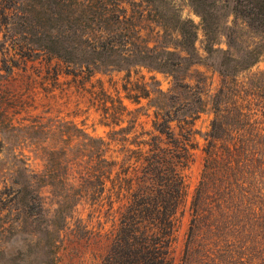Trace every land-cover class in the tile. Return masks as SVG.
<instances>
[{
  "label": "trees",
  "instance_id": "obj_1",
  "mask_svg": "<svg viewBox=\"0 0 264 264\" xmlns=\"http://www.w3.org/2000/svg\"><path fill=\"white\" fill-rule=\"evenodd\" d=\"M127 2L0 0V153L6 151L2 157L10 158L12 170L0 175V209L16 214L4 242L24 241L12 252L0 250V264H55L56 237L81 204L102 221L98 232L108 225L99 264H171L186 206V171L199 146L194 123L205 110L202 86L189 81L191 67L199 64L212 67L221 84L202 135L203 162L187 206L181 264H264V69L238 79L264 53V0H188L207 37L214 19L226 14L218 13L223 8L261 36L240 56L231 43L226 49L207 43L201 56L192 21L176 19L171 37L165 25L148 29L143 11ZM28 62L45 64L55 80L143 67L170 75L172 87L155 89L162 104L152 105L150 130L136 132L130 123L110 129L106 138L82 133L72 141H25L45 149L43 170L34 172L25 156L13 152L21 144L14 141L21 131L32 135L53 127L45 128L36 115L28 123L17 119L21 110L29 112L17 84ZM150 94L143 87L130 98ZM103 100L117 118L126 110L112 98Z\"/></svg>",
  "mask_w": 264,
  "mask_h": 264
},
{
  "label": "rangeland",
  "instance_id": "obj_2",
  "mask_svg": "<svg viewBox=\"0 0 264 264\" xmlns=\"http://www.w3.org/2000/svg\"><path fill=\"white\" fill-rule=\"evenodd\" d=\"M128 1L127 3H130L129 9L134 3V8L138 7L139 10L143 11L144 25H149L148 29L151 31H157L161 28L160 24L165 25L169 34L172 35L171 37H174L177 29L176 19L192 21L196 31L195 47L201 56L205 54L204 48L207 43L222 49L228 48V44L231 43L233 54L240 56L245 49L254 46L261 38L258 33L247 29L243 21L231 14L228 8L218 11V13L226 14L214 19L210 35L207 37L201 18L196 14L188 0H167L166 3H161L158 0L149 3L142 0ZM228 33L231 34V37L227 35ZM27 68V72L18 77L17 84H19L18 92L23 99L22 105H29V112H24V109L21 110L17 114V119L25 118L24 123H28L30 118L32 120L37 119L36 115L41 117L45 128L53 127L49 132L33 133L32 135L21 131L14 141V143L19 141L21 144H15L16 147L13 146L15 148L13 152L25 156L26 162L34 172H42L43 170L44 161L41 156L45 149L40 148L41 144L40 146L32 145L25 141H41L53 137H62L72 141L79 138L82 133L92 137L106 138L110 129H119L130 123H133L136 132L150 130L154 109L152 105L162 104V100L156 97L155 89L158 88L167 92L172 87L170 75L143 67L132 68L129 72L97 73L89 79L61 74L57 80L48 73L45 64L28 62ZM262 69H264V53L257 63L247 72L245 71L246 73H240L238 79L241 80L243 75H249ZM190 72L191 80H189L190 78L188 80L192 82L194 79L197 80L203 88L202 96L205 102V110L194 123V127L199 131L195 135V140L199 146L194 151L193 164L186 171V206L181 217L176 240L172 246L171 264H181L189 219L187 206L199 178L203 162L202 135L209 128L212 118V97L221 84L220 75L207 65H194ZM196 72L200 74H196ZM10 87L12 88V86ZM143 87L151 91L150 98H139L137 101L130 98ZM110 98L114 100L116 105L121 102L126 108L119 118L109 112V100L104 103L103 99ZM71 126L78 127L81 133L76 132ZM4 153H0V175L9 176L12 172L9 168L10 158L2 157ZM42 191L44 195L49 197L46 199L49 202L52 196L47 193L46 188H43ZM13 211L0 209V250H5L8 253L14 251L16 245L24 243L20 237H17L18 241L13 245L4 242L8 221L16 218ZM101 227L102 221L99 222L95 217L90 216L86 205L77 206L73 216L68 219L66 228L60 232L59 237H56L58 247L55 252V264H99L108 243L105 233L108 225L98 232ZM21 237L25 238V234ZM25 239L31 243L38 240L35 235H28ZM24 248H28V246L24 245ZM35 257L39 260L41 256L38 253Z\"/></svg>",
  "mask_w": 264,
  "mask_h": 264
}]
</instances>
